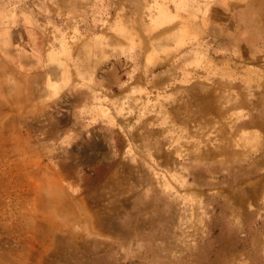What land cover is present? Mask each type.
Listing matches in <instances>:
<instances>
[{"label":"rangeland","instance_id":"rangeland-1","mask_svg":"<svg viewBox=\"0 0 264 264\" xmlns=\"http://www.w3.org/2000/svg\"><path fill=\"white\" fill-rule=\"evenodd\" d=\"M0 264H264V0H0Z\"/></svg>","mask_w":264,"mask_h":264},{"label":"bare ground","instance_id":"bare-ground-1","mask_svg":"<svg viewBox=\"0 0 264 264\" xmlns=\"http://www.w3.org/2000/svg\"><path fill=\"white\" fill-rule=\"evenodd\" d=\"M187 113V112H186ZM184 120H186V119H184ZM186 122V121H185ZM191 128V127H190Z\"/></svg>","mask_w":264,"mask_h":264}]
</instances>
